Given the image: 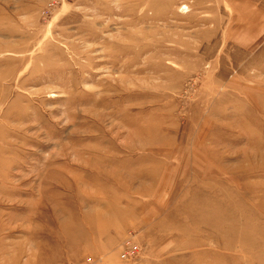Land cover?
<instances>
[{
    "label": "rangeland",
    "instance_id": "1",
    "mask_svg": "<svg viewBox=\"0 0 264 264\" xmlns=\"http://www.w3.org/2000/svg\"><path fill=\"white\" fill-rule=\"evenodd\" d=\"M88 256L264 264V0H0V264Z\"/></svg>",
    "mask_w": 264,
    "mask_h": 264
},
{
    "label": "built area",
    "instance_id": "2",
    "mask_svg": "<svg viewBox=\"0 0 264 264\" xmlns=\"http://www.w3.org/2000/svg\"><path fill=\"white\" fill-rule=\"evenodd\" d=\"M141 251V246L135 240V235L133 232H129L124 239L121 249H120V258L123 261L129 262L134 256ZM86 264H93L94 262L88 256L86 259Z\"/></svg>",
    "mask_w": 264,
    "mask_h": 264
}]
</instances>
